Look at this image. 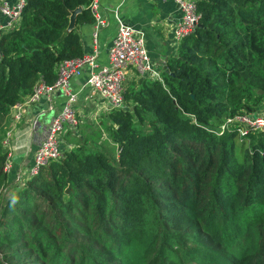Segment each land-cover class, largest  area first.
I'll return each instance as SVG.
<instances>
[{"label": "trees", "instance_id": "1", "mask_svg": "<svg viewBox=\"0 0 264 264\" xmlns=\"http://www.w3.org/2000/svg\"><path fill=\"white\" fill-rule=\"evenodd\" d=\"M90 1L24 0L0 34V140L11 107L83 55L76 27L93 22ZM194 6L200 27L178 42L162 82L143 78L123 109L101 115L111 155L62 146L15 181L0 148V264H264V134L240 136L237 161V127L220 130L261 110L264 0Z\"/></svg>", "mask_w": 264, "mask_h": 264}, {"label": "built area", "instance_id": "2", "mask_svg": "<svg viewBox=\"0 0 264 264\" xmlns=\"http://www.w3.org/2000/svg\"><path fill=\"white\" fill-rule=\"evenodd\" d=\"M173 2L179 11V20L173 30V40L178 43L196 28L198 15L195 11L194 0H173ZM23 4L24 0H15L13 4L0 0V17H2L0 34L18 24ZM89 10L93 17L89 53L59 63L56 69V79L52 85L46 86L42 82H37L21 102L11 107L9 117L11 122L16 123L21 118L23 108L37 103L41 98H49L55 91H58L63 98L60 110L50 119L44 137L32 154L31 161L25 171L27 176L36 175L39 169L60 159L63 135L66 132H74L80 123V116L75 111L76 93H73L69 87L71 79L85 73L83 85L88 89L89 96L98 98L109 109L124 108V80L128 69L134 70L142 78L162 82L160 70L154 67L145 51L142 32L121 21H117L116 33L107 52L106 62L99 65L96 62L97 37L105 26V22L97 13V0L90 1ZM263 113L256 111L234 115L226 119L220 130L222 132L234 125L237 127L239 136L254 133L264 134ZM0 145L2 150L7 152L6 159H8V133L0 141ZM10 170L11 166L6 160L3 172L8 174ZM19 176L20 174L14 177L15 181L19 179Z\"/></svg>", "mask_w": 264, "mask_h": 264}, {"label": "crops", "instance_id": "3", "mask_svg": "<svg viewBox=\"0 0 264 264\" xmlns=\"http://www.w3.org/2000/svg\"><path fill=\"white\" fill-rule=\"evenodd\" d=\"M5 1L13 4L15 0ZM97 13L105 22L97 37L96 62L99 65L105 64L107 52L116 33L117 21H121L142 32L145 51L150 61L156 69L166 71L163 66L166 68L169 57L176 55L178 44L173 40V30L179 20V11L173 0H97ZM91 31L92 23L76 27L83 54L89 53L91 48ZM127 71L124 80L125 90L143 80L134 70ZM85 77L86 74L83 73L69 81L70 90L76 93L77 97L76 113L80 117L91 112L105 114L110 109L98 98L89 96L88 89L83 85ZM62 102L61 94L55 91L49 98H41L37 103L23 108L18 122H9L7 130L9 135L7 162L11 166L7 174L9 180L26 171L33 152L44 137L50 119L60 110ZM65 135L61 139V144L67 148L69 136Z\"/></svg>", "mask_w": 264, "mask_h": 264}, {"label": "rangeland", "instance_id": "4", "mask_svg": "<svg viewBox=\"0 0 264 264\" xmlns=\"http://www.w3.org/2000/svg\"><path fill=\"white\" fill-rule=\"evenodd\" d=\"M259 109H261L259 110L260 112H264V100ZM101 114V112L96 114L91 112L90 114L82 115L80 117V123L76 127L75 132L65 135V137L69 136L67 139L68 147L82 145L87 149L103 150L111 155V153L114 152V145L105 131L107 120L105 119V116H101ZM237 136L238 137L235 139V159L240 161L243 157L244 150L247 148V143L239 139L240 136L238 133Z\"/></svg>", "mask_w": 264, "mask_h": 264}, {"label": "water", "instance_id": "5", "mask_svg": "<svg viewBox=\"0 0 264 264\" xmlns=\"http://www.w3.org/2000/svg\"><path fill=\"white\" fill-rule=\"evenodd\" d=\"M79 7L73 9L71 12H70V15H69V21H68V26H67V30L70 31L74 28V20H75V15L76 13L79 12ZM197 28H199L200 26L197 25L196 26ZM163 69H165V66H163ZM166 72V71H165ZM257 94H261L260 91L257 92Z\"/></svg>", "mask_w": 264, "mask_h": 264}]
</instances>
